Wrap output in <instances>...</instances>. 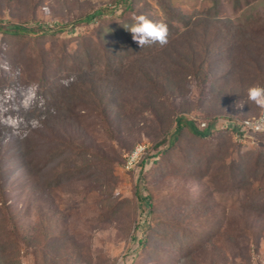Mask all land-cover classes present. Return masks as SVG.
Returning a JSON list of instances; mask_svg holds the SVG:
<instances>
[{
  "label": "rangeland",
  "instance_id": "1",
  "mask_svg": "<svg viewBox=\"0 0 264 264\" xmlns=\"http://www.w3.org/2000/svg\"><path fill=\"white\" fill-rule=\"evenodd\" d=\"M168 1L182 13L180 21L160 0L137 3L154 21L173 24L174 48L154 52L151 64L142 58L137 65L144 71L137 75L130 62L117 65L109 80L99 77L100 68L86 69L89 93L77 91L80 105L70 117L55 114L42 125L12 113L36 103L34 73L43 53L0 71L17 76L0 93V125L8 128L0 138V264H249L261 248L264 210L236 190L231 177L235 164L244 180L256 178L264 134L241 144L227 133L212 141L186 131L176 146L175 158H183L175 159L176 170L143 176L124 168L126 154L139 144L167 149L177 115L219 123L261 111L248 101L247 89L264 86V0H218L217 8L213 0ZM115 3L0 0V20L33 28L32 38L44 37L42 46H52L51 34L64 27L57 37L71 41V50L80 33L103 27L91 35L92 48L101 42L114 58L140 59L143 54L130 59L134 50L123 47L133 45L125 26L134 16L123 20L121 8L77 23ZM194 65L205 70L193 73ZM67 78L76 80L77 73L56 80ZM152 81L167 92L160 96ZM46 91L56 101L58 92ZM63 148L66 155L59 157Z\"/></svg>",
  "mask_w": 264,
  "mask_h": 264
},
{
  "label": "trees",
  "instance_id": "2",
  "mask_svg": "<svg viewBox=\"0 0 264 264\" xmlns=\"http://www.w3.org/2000/svg\"><path fill=\"white\" fill-rule=\"evenodd\" d=\"M8 4L10 5L14 0H6ZM215 1V6L217 8L218 6V0ZM160 6L163 9L165 13L168 15H172L175 20L180 21L182 18V13L179 11L174 12L173 7L170 4L168 0H160ZM118 8L122 9L121 12V18L123 20L131 21L130 18L135 15H146V13H143V9L138 8L137 0H116L115 6L111 9H98L94 12L87 14L86 16L82 17L80 20L77 21V23L85 22L90 23L97 19H103V17L108 13L109 11L115 12ZM147 16V15H146ZM133 22V20L131 21ZM168 29H173L174 26L172 23H169ZM77 26L76 24H73V27ZM64 27H61L57 32H53L51 34L53 40H52V46H42L43 42L42 39L44 37H35L32 38L31 36L33 33L35 34V30L28 25L24 24H18V23H12V22H4V20H0V71L4 70L6 68H16V60L18 59H34L37 57L38 52L43 53V55H40V62L37 64V67H35V88H36V103L28 108V109H20L19 111H12L14 115L21 118L22 120L30 121V120H37L40 124L45 125L48 120H51L55 114L58 115H66L70 117L73 115V113L76 111L78 106L80 105L78 98L79 94L78 92H83L85 94H88L89 92H85L83 87L86 84L87 79H89L88 74L86 73V69L92 70L96 68L99 69V77H102V79H110L111 76L117 74V70L119 68H122L130 62L129 68H132V73L140 74L141 67L137 65L139 61H141L142 58H148V63L151 64L149 58L153 57L154 52H166L167 50L173 49V37L171 38V33L169 32V43L161 47L158 44L151 45V46H145L143 49L134 41L132 46L129 45H123L124 49L127 51H131V49L134 50V53L128 52V57H136L137 54L143 56L139 59H135L134 61L131 59L129 61L122 58L121 56H115L118 58H114L113 54L109 52L106 49V46L104 43L99 42L97 45L95 44V48H92L93 41L91 39L92 34H96L100 31H102L103 27L98 28L95 32L92 31L91 34H84L80 33V35L77 37V48L76 50L70 49V42H60L59 37H57V33L63 32ZM176 32H179L178 29ZM45 34V33H44ZM179 34V33H178ZM97 35V34H96ZM13 44V45H12ZM38 44L39 48L34 47L33 45ZM22 45V47L19 49L16 47H19ZM58 45H60L59 48ZM42 49V50H40ZM158 52V53H159ZM126 60V62H125ZM132 61V62H131ZM117 65H121L119 68ZM148 66V65H145ZM203 67V64L201 65ZM128 68V69H129ZM205 69L196 67L194 65L193 73H202ZM131 72V69L129 70ZM117 72V73H115ZM4 74H0V93H3L5 89L12 86V83L17 78L16 75H8L7 72H3ZM77 73V79H70L69 83H65L64 81H58L56 80V77L58 76H69V74ZM103 74V75H102ZM146 75H149V72H145ZM208 76L209 73L205 71L204 74V80H203V86L206 88V84L208 82ZM94 74L92 78H94ZM91 78V79H92ZM47 87H51L54 91L58 92V97L56 101H53L48 93H47ZM151 87L154 90H160L159 93L160 96L164 95L166 91V86H161L157 82L152 81ZM81 102V101H80ZM102 102V101H101ZM82 103V102H81ZM107 106H109V103H106ZM263 109L259 112L258 115L248 118V119H255L258 116L261 115ZM231 120V119H230ZM246 120V119H245ZM176 122V128L172 136V140L170 145L167 149L163 150L161 149V143L156 144L153 146V148H150L154 150V152L151 154L150 157L155 158L150 167L144 168L145 160L141 162V169L139 173L144 174L143 176H147L149 174H153L155 171L161 172L164 174V172L168 170H176V162L177 160L183 161V158H178L176 154V146L177 143L181 140V137L183 133L185 134L186 131H191V134L198 135L202 137V139H212L214 140V135L219 133H227L232 138L236 133H244L243 127L239 126L234 129H225V132L217 131L219 128V123L217 120H210L207 122V127L200 130L201 123L203 121H199L197 119L194 120H188L186 117L177 115L175 117ZM6 129H8L6 126L0 125V130L3 132L1 134L0 132V138L2 135L5 134ZM29 129V128H28ZM30 128L28 131H31ZM217 131V132H214ZM263 133L257 134V135H263ZM29 135V132H28ZM27 135V136H28ZM210 143V145L213 149L215 148L214 143ZM258 145V142H257ZM134 149V148H133ZM132 149V150H133ZM131 150V151H132ZM130 151V152H131ZM67 152L66 148L59 149V152L57 153L58 156H65ZM177 159V160H175ZM255 166L257 167L256 172L254 173L256 176L255 179L252 180L250 183L249 177H247L246 180H244V173L243 169H241V165L236 168L233 167L232 177L231 180L232 186L236 188V190L245 191L246 198L250 203L255 205L254 207H257L258 209L264 210V147L261 148L259 151L257 158H256ZM186 167H190V163L185 165ZM263 168V169H262ZM186 170V169H185ZM261 170L263 173H261ZM187 171V170H186ZM154 204L150 202V208L152 209ZM260 250V245L253 250V253L251 255V261L249 264H253L257 260V256Z\"/></svg>",
  "mask_w": 264,
  "mask_h": 264
},
{
  "label": "built area",
  "instance_id": "3",
  "mask_svg": "<svg viewBox=\"0 0 264 264\" xmlns=\"http://www.w3.org/2000/svg\"><path fill=\"white\" fill-rule=\"evenodd\" d=\"M264 121V109L261 112V115L258 116L255 119H246V120H224L219 123V127L222 129H234L236 127L242 126L244 133H236L235 139L243 144L247 143L251 140H253V136L263 133L264 131H261V128H264V124H261L260 122ZM200 127V130L207 127L206 122H202ZM150 146L146 144H139L135 146V148L126 154L125 161H124V168L127 171L137 172L141 169V162L145 160L144 168L150 167V164L155 158L150 157ZM253 264H264V243L262 244L257 260Z\"/></svg>",
  "mask_w": 264,
  "mask_h": 264
},
{
  "label": "clouds",
  "instance_id": "4",
  "mask_svg": "<svg viewBox=\"0 0 264 264\" xmlns=\"http://www.w3.org/2000/svg\"><path fill=\"white\" fill-rule=\"evenodd\" d=\"M131 34L132 39L142 49L145 46L158 44L161 47L169 43V29L166 23L154 21L146 15L140 14L133 17V23L125 26ZM248 101L258 108L264 109V86L252 85L247 89ZM264 124V121L260 122ZM264 131V128L260 129Z\"/></svg>",
  "mask_w": 264,
  "mask_h": 264
}]
</instances>
